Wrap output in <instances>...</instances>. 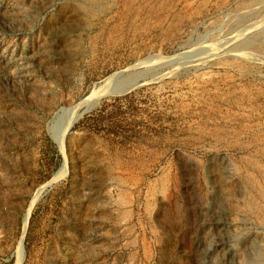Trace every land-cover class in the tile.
Segmentation results:
<instances>
[{"label":"rangeland","instance_id":"374dc122","mask_svg":"<svg viewBox=\"0 0 264 264\" xmlns=\"http://www.w3.org/2000/svg\"><path fill=\"white\" fill-rule=\"evenodd\" d=\"M0 264H264V0H0Z\"/></svg>","mask_w":264,"mask_h":264},{"label":"bare ground","instance_id":"6f19581e","mask_svg":"<svg viewBox=\"0 0 264 264\" xmlns=\"http://www.w3.org/2000/svg\"><path fill=\"white\" fill-rule=\"evenodd\" d=\"M235 37H236V35H233L229 39V41L232 39H235ZM245 44L247 45L248 43H245ZM208 49L210 51L207 50L206 54H204L203 56H200L197 59V61H196L197 65H201L203 62L207 61L209 58L216 56L217 53H215V50L211 51L210 48H208ZM234 49H236V48H234ZM231 50H233V49H231ZM244 55H245V51H243V50L239 49L238 52H235L236 57H244ZM167 59L170 60L169 58H167ZM190 59L189 60L187 59L188 61L186 63L193 61L192 58H190ZM158 60H157V62H158ZM170 61H172V60H170ZM168 62L166 61L167 65H168ZM175 62L177 63V61H175ZM176 63H174V64H176ZM171 66H172V64H171ZM178 66H180V65H178ZM174 67H176V65ZM143 75L145 76V74H143ZM132 76H135V78L133 79ZM136 77H138V76H136L134 74L133 75L130 74V76H128L127 79H125L123 77H117L116 75H110L107 78H105L101 83L98 84V88L90 96L84 97L78 103H76L74 106L64 107L60 112H58V114H56L52 123L49 126V133H50L52 140L58 146L60 153H63L65 134L68 132L70 127L73 125V123L84 112L91 109L101 98L108 97V96L120 95V94H123L124 92H126L129 88H133L134 86H137L139 83V79L137 80ZM64 170H65V160L62 161L61 166L59 167V169L54 174L52 180L50 182H48L47 184L45 183L46 185L44 184V185L40 186L36 190V192L34 193V195L32 196V198L30 200L28 209L24 214V221H23L24 224H26V220H27V217L29 214V210H30L31 206L33 205V203L36 201V199H38L39 195L47 187V185L51 184L59 175H62L64 173ZM21 242H22V238L19 240V244H18V253L20 255V257H19L20 259H22ZM22 253H23V249H22Z\"/></svg>","mask_w":264,"mask_h":264},{"label":"water","instance_id":"95a60500","mask_svg":"<svg viewBox=\"0 0 264 264\" xmlns=\"http://www.w3.org/2000/svg\"><path fill=\"white\" fill-rule=\"evenodd\" d=\"M144 77V75L143 74H141V75H139L138 77H136V79L138 80V79H140V78H143ZM132 78L134 79L135 78V76H132Z\"/></svg>","mask_w":264,"mask_h":264}]
</instances>
